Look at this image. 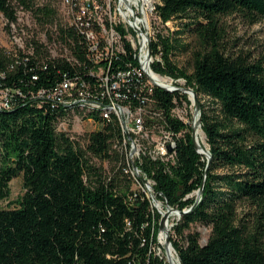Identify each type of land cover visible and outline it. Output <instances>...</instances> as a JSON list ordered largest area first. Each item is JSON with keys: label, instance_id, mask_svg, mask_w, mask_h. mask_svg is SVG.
<instances>
[{"label": "trees", "instance_id": "1", "mask_svg": "<svg viewBox=\"0 0 264 264\" xmlns=\"http://www.w3.org/2000/svg\"><path fill=\"white\" fill-rule=\"evenodd\" d=\"M53 1L0 0L10 26L29 10L48 41L63 42L75 58L53 57L67 56V49L46 46L38 31L28 35L19 57L0 46V90L10 91L9 106H0V200L10 196L17 176L25 189L15 206L0 207V264H164L154 250L161 215L126 172L118 117L105 118L101 107L37 97L65 74H86L96 65L85 34ZM156 9L163 22L180 19L177 34L191 40L158 33L152 51L161 46L162 60L152 69L197 91L212 153L207 166L191 124L172 116L178 104H191L188 94L156 87V119L182 135L174 163L145 158L143 167L158 198L190 209L173 225L172 244L182 264H264V60L224 44L225 17L264 21V0H161ZM178 48L186 53L182 66L172 57ZM201 95L210 97L214 113ZM79 119L96 126L80 134L74 129ZM196 223L211 228L205 244L192 229Z\"/></svg>", "mask_w": 264, "mask_h": 264}, {"label": "built area", "instance_id": "2", "mask_svg": "<svg viewBox=\"0 0 264 264\" xmlns=\"http://www.w3.org/2000/svg\"><path fill=\"white\" fill-rule=\"evenodd\" d=\"M129 1L132 8L126 6L125 0H119L118 5L115 6L103 5L100 0H64V18L85 34L89 42V57H96V65H90L86 69V74L75 76L65 74L51 88H40L37 97L41 102L92 101V103L115 104L117 108L122 109L121 145H124L125 169L135 179L137 188L144 191L153 204L155 181L146 175L143 160L145 158L160 160L167 165L174 163L177 138L182 132L176 133L156 119L161 115L154 107L153 94L157 86L149 73L152 62L159 59L156 58L158 53L153 54L148 68L145 59L148 49L146 33L152 43L155 38L154 32L157 30L155 25L157 20L151 26L148 10L144 11L138 6L139 0ZM19 13L25 14L23 11ZM138 28L144 29L145 33L140 32ZM28 40L26 39V46H21L19 50L27 48ZM39 40L46 46L58 45L67 49V56L52 55L53 57L75 60L63 42L56 40L49 42L47 33H43ZM19 56L18 52L15 57ZM125 56L127 58L122 59ZM122 60L126 62L122 64ZM1 91L3 99H0V106H9V89ZM176 107L172 110V116L183 120L184 117L175 114ZM80 123L88 122L76 120L78 132L81 131L78 129ZM89 123L96 126L95 122ZM137 194L135 192L131 199ZM162 245H164V237L158 232L154 250L164 258L166 255H161L159 251V249L162 251Z\"/></svg>", "mask_w": 264, "mask_h": 264}, {"label": "rangeland", "instance_id": "3", "mask_svg": "<svg viewBox=\"0 0 264 264\" xmlns=\"http://www.w3.org/2000/svg\"><path fill=\"white\" fill-rule=\"evenodd\" d=\"M38 3H45L49 0H37ZM161 0H148L147 2H144L143 0H139L138 6L143 8L144 10H148V17L150 21V25L155 22V25L157 26V30H155V38L153 40L158 39V33H162L165 35H172V36H180L183 37L184 41H190L191 37L190 35L180 33L177 34V31L182 29V21L180 19H172L167 22H163L162 18L160 17L156 5L160 3ZM54 6L56 7L57 13H61L62 18L65 20V4L64 0H54ZM119 0H100V3L103 5L111 4L112 6L118 5ZM20 9V7H19ZM27 12L19 13L20 16H18V22L16 24H11L6 21L3 14L0 13V46L4 47L6 49V53L11 56H17L19 52V48L21 46H26L25 42L26 39H28V35L33 34V32H40L36 35L41 39V36H43L44 31L41 32L43 29L42 26L33 18L31 11L26 10ZM159 17V18H157ZM225 26L227 29L226 36L224 39V44L227 47L228 50L231 52H238L240 50H243L247 53H249L252 57V59H263L264 60V21H260L257 23H250L246 18L241 16L240 14H232L225 17ZM69 23L68 20H65ZM152 26V25H151ZM152 28V27H151ZM153 38V37H152ZM52 46V45H51ZM160 51L158 52V56L156 58H159L162 60V50L161 46ZM173 59L178 63L179 66H182L186 62V53L181 49L178 48L175 50L173 54ZM158 75L166 78L168 81L173 82L175 85H185V80L183 78L173 79L171 76L168 75H161L157 73ZM0 99H3V93L0 92ZM201 100L203 103L206 104V108L209 110L210 113L215 112V105L213 104L212 100L209 96L201 95ZM1 101V100H0ZM193 112H194V106L192 104L187 105V103L178 104L175 110V114L178 116L184 117L185 122H189L192 124L193 121ZM82 122V121H81ZM88 123H80L78 125V129L81 131L80 134H84L94 128V125L89 123L91 121H85ZM74 129L76 130V124L74 126ZM203 130V128H202ZM205 133V132H204ZM205 147L209 149V144L207 142L206 133H205ZM10 191L11 194L8 198L0 200V207H12L15 206L16 203H14L15 200H17L24 192V186H23V178L22 175L17 176L12 179L10 182ZM154 197H152L153 200V208L155 211L159 212L161 215V212L166 210L167 203L163 200L158 198L156 192L153 193ZM180 215L178 214H172L169 217V227H170V233H172V227L176 223V221L179 219ZM161 219V218H160ZM160 222V220H159ZM193 230H197L201 234V243L205 244L209 238L211 228L207 225H204L202 223H196L192 225ZM159 232V231H158ZM162 251L159 249L161 255H166V251L164 248V245H162ZM176 257L179 258L178 253L176 250H174ZM164 264H169V261L166 256H164ZM180 261V260H179ZM181 263V262H180Z\"/></svg>", "mask_w": 264, "mask_h": 264}, {"label": "water", "instance_id": "4", "mask_svg": "<svg viewBox=\"0 0 264 264\" xmlns=\"http://www.w3.org/2000/svg\"><path fill=\"white\" fill-rule=\"evenodd\" d=\"M125 3L127 7L132 8V4L130 3L129 0H125ZM138 30L140 32L142 31L145 33L144 29L138 28ZM146 37L148 40V49L146 53L145 64L148 68L152 60L153 51H152V43L147 33H146ZM153 74H157V73L151 68V72L149 73V76L157 87H160L168 91H180L182 93L188 94L189 100L191 101V104L194 106V112H193L192 119L194 120L197 117V120L193 124H191V138H192V141L194 143L196 150L207 158V161H208L207 166H209L211 159H212V153L210 149H207V151H202L201 150L202 146L197 141V126L202 125V108H201V102H200L197 91L193 89L192 87L185 86V85H175L173 84V82H170V81L167 83L160 82L154 78ZM202 194H203V186H201L200 189L197 191V200L201 198ZM189 210L190 209L180 210L178 208L172 207L169 204H167L166 210L161 212V219L159 222V232L164 237V247H165L166 256L169 261V264H173L171 252H170L171 248L175 249L172 244L171 238H170V227L168 224L169 217L172 215V213H175L181 216L183 213L188 212Z\"/></svg>", "mask_w": 264, "mask_h": 264}, {"label": "bare ground", "instance_id": "5", "mask_svg": "<svg viewBox=\"0 0 264 264\" xmlns=\"http://www.w3.org/2000/svg\"><path fill=\"white\" fill-rule=\"evenodd\" d=\"M144 2H147L148 0H143ZM145 11V10H144ZM54 53L56 54L57 51L54 50ZM154 78L157 79L160 82L167 83L169 82L166 78L158 75L153 74ZM74 102H79L80 104H88L92 107H101L103 108V116L105 118H109L111 114H115L119 121L121 128L123 129V110L116 107L115 104H105V103H92V101H80V100H70L69 102H59L60 105H68L72 104ZM197 120V117L192 121V124ZM197 141L202 146V151H207V148L205 147V133L204 130H202V126H197ZM175 214V213H172ZM162 237V235H161ZM171 257H172V263L173 264H181L179 261V258L176 257V254L174 252V249L171 248Z\"/></svg>", "mask_w": 264, "mask_h": 264}]
</instances>
